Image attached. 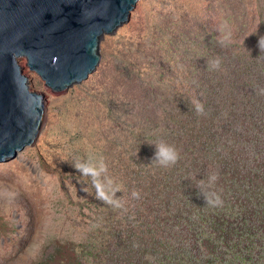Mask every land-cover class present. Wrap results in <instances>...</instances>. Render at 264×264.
<instances>
[{"label":"rangeland","instance_id":"1","mask_svg":"<svg viewBox=\"0 0 264 264\" xmlns=\"http://www.w3.org/2000/svg\"><path fill=\"white\" fill-rule=\"evenodd\" d=\"M261 35L264 0H142L122 36L101 43L98 74L82 91L55 98L21 64L31 91L45 98L46 131L33 153L0 167V264H117L112 234H156L160 225L151 187L172 185L174 172L192 193H221L209 177L217 171L209 140L190 131L224 121L226 108H236L231 128L261 150H245L238 166L263 168L264 97L242 102L254 73L264 72ZM199 116L206 119L193 123ZM227 132L228 142L238 138ZM160 142L175 148V164H160ZM78 166L104 168L103 198Z\"/></svg>","mask_w":264,"mask_h":264},{"label":"water","instance_id":"2","mask_svg":"<svg viewBox=\"0 0 264 264\" xmlns=\"http://www.w3.org/2000/svg\"><path fill=\"white\" fill-rule=\"evenodd\" d=\"M142 0H0V167L33 153L46 131L43 95L21 64L55 98L82 91L98 74L101 43L128 29Z\"/></svg>","mask_w":264,"mask_h":264},{"label":"trees","instance_id":"3","mask_svg":"<svg viewBox=\"0 0 264 264\" xmlns=\"http://www.w3.org/2000/svg\"><path fill=\"white\" fill-rule=\"evenodd\" d=\"M252 77L256 81L252 95L242 102L253 101L257 105L264 97V72H255ZM226 99L223 95L224 102L220 103L218 112L223 103L224 107L228 104ZM234 109L226 108L229 117ZM229 117H223L224 121L213 118L214 123L190 131L191 137L200 138L201 135L195 134L199 131L210 141L207 146L211 147L209 151L213 152L211 157L217 164V171L209 169V177L219 179L220 186L216 188L222 192L202 193L203 189L197 187L192 193L186 179L183 176L175 178L174 172L169 175L174 182L172 185L151 187L153 198L158 201L155 206L159 209L156 212L160 225L156 234L152 231L148 234L134 231H118L117 236L112 234L111 238L121 247L115 253L117 264H264V167L249 171L246 164L240 168L237 163L242 162L245 150L256 153L261 150L253 144L255 138L246 136L242 139L237 130L231 128ZM202 118H194L193 123ZM216 128L220 132L215 131ZM229 130H234V137H238L235 141L232 139V143L227 139ZM218 133L225 137L217 140V144L214 142ZM245 134L249 135L250 130ZM263 136L261 133V140H264ZM181 184L184 186L181 194L175 197V190ZM69 257L74 259L73 253Z\"/></svg>","mask_w":264,"mask_h":264},{"label":"clouds","instance_id":"4","mask_svg":"<svg viewBox=\"0 0 264 264\" xmlns=\"http://www.w3.org/2000/svg\"><path fill=\"white\" fill-rule=\"evenodd\" d=\"M257 47L260 48L262 51H264V35H261L258 37ZM198 112H202V108L197 109ZM158 151L156 153L157 158L160 161V164L162 166H168L170 164H175L177 160L179 159V155L174 147L167 146V144L160 142L158 143ZM79 170L84 175H90L94 178V186L97 187V196L98 198L104 197V189L102 184L100 183L99 177L102 171H104V168L101 167L99 170L93 167L88 168H81L80 166ZM212 179H215V177H212ZM133 195H136V193H133Z\"/></svg>","mask_w":264,"mask_h":264}]
</instances>
